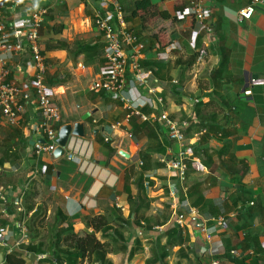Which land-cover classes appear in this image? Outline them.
<instances>
[{
	"label": "crops",
	"instance_id": "0c3cea01",
	"mask_svg": "<svg viewBox=\"0 0 264 264\" xmlns=\"http://www.w3.org/2000/svg\"><path fill=\"white\" fill-rule=\"evenodd\" d=\"M134 1L121 4L124 19L141 45V67L151 71L152 84L158 89L153 95L138 86L139 97L152 104L147 102L140 111L157 114L164 110L178 122L188 121L184 134L187 145L191 146L186 159V178L180 183L161 161L175 158L180 144L168 137L163 121L152 117L147 120L157 123L159 139L165 144L163 153L152 156L155 168L145 173L151 180L148 190L143 184L150 207H154L155 215L162 214L173 184L177 200L186 198L207 224L221 215L227 221L208 244L195 228L194 216L188 215L185 208L177 209L185 218L179 226L184 240L170 248L165 264H209L213 258L220 264H235L234 258L264 264V6L255 3L251 18L238 22L239 9L250 4V0H204L206 16L199 23L190 11L188 0H149L155 13L148 12L146 18L131 16ZM97 7L98 0L5 2L4 28L17 35L10 36L17 48L9 58L7 79L29 95L17 125L7 124L0 113V241L5 240L11 251L28 242L27 238L15 245L19 238L17 224H23L28 235L31 230L26 217L43 215L44 223L61 210L70 217L74 231L83 233L86 216L109 214L115 198L120 200L115 202V208L126 213L123 217L129 214L126 194L122 192L123 178L130 165L140 170L139 151L145 139L140 142L128 136V111L122 101L89 88L105 62L104 39L93 20ZM35 9L52 10L53 18L49 19L47 14L41 26L39 43L46 66L45 82L60 111L58 130L67 123L84 124V137L72 138L58 158L48 153L37 155L33 147L38 140L36 126L40 114L32 84L35 68L26 34ZM160 12H166V16ZM95 43L103 44L101 55L88 56L82 52L83 44ZM221 52L227 56V64L223 66ZM128 54L124 88L132 97L136 93L128 91L133 73L132 55L130 51ZM246 90L250 93L244 94ZM112 124L116 127H111ZM107 144L116 151L105 164ZM119 149L130 158L118 154ZM194 150L201 157H195ZM89 159L96 166L87 163ZM82 166L92 173L102 166L114 173L122 167L115 173L120 181L115 184L111 179L106 186L102 178L93 182L91 176L82 172ZM88 178L93 183L90 181L86 188ZM85 192L98 195V205ZM25 194L32 205L29 211L23 203ZM167 210L170 218L166 227H158L160 232L176 223L172 209L168 206ZM20 216L23 217L19 219ZM135 229L144 232L140 227L126 229L131 238L123 264H130L137 254L128 261V250L138 237ZM164 242V238L156 242L159 252ZM205 247H209L208 253H202ZM232 249L239 255L232 256ZM5 253L7 247L0 245V264H4ZM150 255L149 250L140 264H145ZM43 256L32 257V264H37Z\"/></svg>",
	"mask_w": 264,
	"mask_h": 264
},
{
	"label": "built area",
	"instance_id": "2783aa9c",
	"mask_svg": "<svg viewBox=\"0 0 264 264\" xmlns=\"http://www.w3.org/2000/svg\"><path fill=\"white\" fill-rule=\"evenodd\" d=\"M204 0H188L189 8L193 14L195 21L203 22L206 12L203 6ZM99 7L93 12V20L95 28L102 34L105 43V62L100 67L99 76L92 80L89 88L94 92H104L111 98L122 101L127 109V118L137 116L140 120L145 121L151 119H158L164 122L167 135L170 139L177 141L180 144L177 156L173 159L161 160L165 163L167 172H173L178 182L182 183L186 178L187 163L186 159L191 152V146L187 145L184 134V129L187 128L189 122L183 120L178 122L169 117L164 111L160 110L157 114H146L140 111V108L145 106L147 102L143 97H139L137 89L138 86L146 88L150 94H156L157 87L152 84L154 76L150 70H143L140 60L143 58L141 55V45L138 41L137 35L128 27L123 14V7L118 0H98ZM260 3L264 6V0H250V4L239 9L237 14V21L243 22L251 18L255 3ZM5 2L0 0V113L3 120L9 125H17L20 114L23 111L24 102L28 100L29 95L23 92L22 89L15 83L7 79L9 74V58L11 52L16 49L10 41V36L14 32H8L3 24V9ZM45 9H35L31 12L29 27L27 30L26 38L28 40L32 59L34 63L35 73L33 79V87L35 91V98L40 114L39 123L36 126V133L38 140L34 142V151L39 154H53L57 146L58 123L60 121V111L56 104L52 101L49 88L45 82L46 66L44 59L41 55L40 48V28L45 18ZM15 35V34H14ZM17 37V35H15ZM132 55V81L128 87V91H133L135 96L130 97L125 90V72L128 65V57ZM200 54H204L201 50ZM250 90L244 91V94H249ZM138 95V96H137ZM156 101L161 103L160 98ZM196 102L198 100H195ZM156 104V103H155ZM115 124H112L111 127ZM117 125V124H116ZM129 137H133L128 133ZM43 139L44 142H39ZM108 138H106L107 140ZM72 160H76L73 155L68 156ZM77 161V160H76ZM141 163V162H140ZM146 190L149 189V182H144ZM172 209L175 215V221L179 226L183 225L184 215L178 213L177 209L185 208L188 215L194 216V226L203 235L206 243H212L218 230L224 228L227 224L225 217L218 216L211 224H207L199 216L196 208L189 206L187 199L181 201L177 200V190L175 185L171 184L168 190V197L165 201ZM19 230V238L16 240L15 245L28 238L26 228L23 224H17ZM5 240L0 241V245L7 247L8 252L11 248L7 246ZM202 253H208L209 247L201 249ZM232 256H238L236 249L230 250ZM209 264H220L219 260L213 258Z\"/></svg>",
	"mask_w": 264,
	"mask_h": 264
},
{
	"label": "trees",
	"instance_id": "16d2710c",
	"mask_svg": "<svg viewBox=\"0 0 264 264\" xmlns=\"http://www.w3.org/2000/svg\"><path fill=\"white\" fill-rule=\"evenodd\" d=\"M9 1L4 0L6 4ZM125 1L119 0L121 4ZM150 11H152V6L149 0H136L133 3L131 16L146 18ZM152 12L155 13L154 10ZM160 13L166 16V12ZM47 14L49 19L53 18L52 10L48 11L47 9L44 20H47ZM102 47L103 44L100 43L92 45L83 44L82 52L88 56H99L101 55ZM225 53H220L221 66L227 64V56ZM193 58L194 56L191 60H187L186 63L190 64ZM99 60L102 61L101 58ZM129 123L130 133L136 138V141L141 142L144 138L145 145L139 151V159L142 163L140 170L136 169L134 165H130L125 170L123 178L122 192L126 194V202L129 210L128 216L123 217L121 209L115 208V205H112L110 213L108 212L109 214L102 213L86 216V229L82 234H79L74 231L70 217L63 214L61 210H58L53 218L54 222L50 226V239L45 243L40 238L42 235L39 230L42 226L41 224H43L44 216L34 215L30 220L31 230H29L28 242L26 244L21 243L19 247L13 248L12 251L5 253L4 264H32V257L34 258L37 255H44L38 259L37 264H81L85 259L88 260V264H113L109 258H106V255L107 253L115 251L114 249L117 251L127 250L131 237L129 234L127 238H124V234L120 229L126 230L131 227H140L145 233H151V236L147 234V238L151 239V255L146 259L145 264H165V258L170 248L183 243L182 230L179 225L174 223L167 228H163L161 232L159 231L158 227H166L165 224L170 218V212L167 210L168 205L165 206L166 210L164 209L162 214L156 215L153 219L148 213L150 200L146 196L143 188L146 180L151 183L150 178L145 173L155 168L152 156L156 153H163L165 151V144L159 139L157 123H151L147 120L140 121L136 116H131ZM57 126L59 127V124ZM107 146L108 158L105 164H108L109 158L116 151L111 148L110 144H107ZM193 153L195 157H201L200 152L194 150ZM202 153H206V151L203 150ZM156 164L159 165V163ZM90 181L91 178H88L86 188H88ZM112 194H115L114 189ZM23 203L26 211H29L32 205L29 203L28 194H25L23 197ZM22 217L20 216L18 218L21 219ZM113 225L120 229L113 228ZM111 230L112 232H110ZM154 233L157 234L155 235ZM161 238H164L165 242L162 244V252H159L156 242L160 241ZM139 242V239H135L133 242L129 250L130 253H128V261L138 252ZM234 261L235 264H255V262H247L243 258L241 260L234 258Z\"/></svg>",
	"mask_w": 264,
	"mask_h": 264
},
{
	"label": "rangeland",
	"instance_id": "374dc122",
	"mask_svg": "<svg viewBox=\"0 0 264 264\" xmlns=\"http://www.w3.org/2000/svg\"><path fill=\"white\" fill-rule=\"evenodd\" d=\"M87 163H90V164H93L94 166H96V164L91 159H89V161ZM121 168L122 167H120V169ZM111 169H112V167H111ZM120 169H118L117 171L114 170V169H112V170H114L115 173L117 172L116 174H118L120 172ZM81 170H82L83 173L85 172L87 176H91V178L93 179L92 180L93 182H95L98 178H102L104 180V182H103L104 186H106L107 183H109L111 179L112 180L114 179L115 184H116V182L118 183L120 181L119 178H118L119 176H117L113 171L105 168L104 166H102L100 168V170L94 171L93 173L91 172V169L89 170V168H87V167L85 168V167L82 166ZM93 170H95V169L93 168ZM111 189L113 190V188H111ZM114 192H116V191L114 190ZM84 194H86V192ZM87 196L92 201L96 200V204L98 205V203H99V201L97 200L98 195H91V194L87 193L86 197ZM112 202H113V205H115V202L120 203V200L118 201L117 198H115V199L112 200ZM92 204H93V202H92ZM53 207L55 208V204H54ZM153 210H154V207H150L149 210H148V213H150V216L154 219L156 215L153 213ZM122 214L126 215L125 212H122ZM30 220L31 219L26 217V221L28 222V224H29ZM46 222H44L43 225L41 226V228L39 229L41 231V235H42L40 238L45 243L47 242V240L50 239V236H51L50 226L53 223V217L50 216L49 218H47ZM115 225H113V228H117V227H115ZM117 229H120V228H117ZM120 231L124 234V238H127V236H128L127 235V231L125 229L124 230L120 229ZM110 232H112V230ZM79 234H82V232H80ZM134 234H135V236H138L135 239H139L140 240V242H139L140 246H139V250H138L137 254L134 256V258L130 262V264H140V263H142L143 259L147 256V253H149L150 246H151V239L147 238V233L140 232V229H135L134 230ZM135 239H133V242L135 241ZM134 245L137 246L136 244H134ZM114 250L115 251H113L112 253H107L106 258H109L112 261L113 264H123L124 261H125V258H126L127 250L126 251H123V250L117 251L116 249H114ZM129 250H128V253H130ZM81 264H88V260L85 259V261H83ZM93 264H98V263H93Z\"/></svg>",
	"mask_w": 264,
	"mask_h": 264
},
{
	"label": "water",
	"instance_id": "95a60500",
	"mask_svg": "<svg viewBox=\"0 0 264 264\" xmlns=\"http://www.w3.org/2000/svg\"><path fill=\"white\" fill-rule=\"evenodd\" d=\"M84 135H85V132H84L83 122H74L72 124L67 123V124H63L62 126H60L58 130L57 139H56L57 146L53 151V156L56 158L62 156L65 152V148L68 147L72 138L73 139L75 137L81 138V137H84ZM114 136H116L115 133H114ZM39 142L43 143L44 140L39 139ZM118 154H120L121 156L127 159L130 158V155L122 149L118 150Z\"/></svg>",
	"mask_w": 264,
	"mask_h": 264
}]
</instances>
